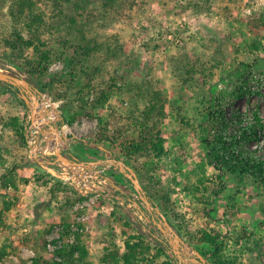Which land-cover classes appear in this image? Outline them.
<instances>
[{"label":"rangeland","instance_id":"374dc122","mask_svg":"<svg viewBox=\"0 0 264 264\" xmlns=\"http://www.w3.org/2000/svg\"><path fill=\"white\" fill-rule=\"evenodd\" d=\"M35 1L37 7L16 27L25 39H45L52 51L54 59L43 78L36 81L22 65L21 69L2 57L6 46L0 47V71L23 77L39 90L32 124L31 96L25 94L26 105L14 86L0 81V177L11 175L15 183L0 185V247L6 249L0 264H34L32 258L38 254V264L52 260L79 264L78 252L73 259L63 255L76 243L87 251L88 264H103L106 245L123 251L125 239L117 226L124 218L138 224L128 229L129 235L135 236L139 227L143 234H151L144 242L153 264L167 260L163 253L157 254L160 238L179 251L175 255L180 264H197L188 261L194 250L205 252L208 264L218 258L227 264H264V177L217 170L202 143L206 101L220 93L230 100L224 108L226 121L233 123L230 132L253 124L255 116L264 122V90L235 95L244 81L242 72L264 73V0H125L108 11L94 0L83 14L92 12L94 34L98 42L107 44L89 57L72 54L79 44L77 37L55 40L56 34L49 33L51 23L61 18L54 11L62 2ZM7 13L3 6L0 29L5 31ZM36 14L42 25L32 23ZM26 54L33 56V50ZM178 64L185 68L177 71ZM186 65L193 71L187 79L180 78L178 73L185 75L189 69ZM113 82L115 87L109 88ZM140 84L157 88L164 99V115L155 118L161 153L149 151L130 160L107 141L103 143L110 153L96 151L91 142L102 137L106 124L112 135L113 128L132 121L129 109L136 102L144 109L134 88ZM105 89L108 100L95 105ZM16 128L23 130L25 143ZM32 135L34 146L29 144ZM254 136L246 144L247 153L264 158V129L256 128ZM56 147L70 159L94 161L107 156L122 161L187 246L179 245L166 227L159 233L149 225L150 215L157 212L144 202L139 206L150 211L146 218L115 200L87 204L78 198L73 187L58 177L63 162L56 160ZM113 177L126 192L135 194L122 172L115 170ZM163 196L171 207L169 215L156 198ZM67 200L71 205L64 204ZM7 201L13 205L4 211ZM82 201L84 207L75 206ZM158 216L155 221L162 224ZM204 232L216 236L217 253L214 245L203 241ZM24 238L28 241L22 242ZM62 249L63 254L56 253Z\"/></svg>","mask_w":264,"mask_h":264},{"label":"trees","instance_id":"16d2710c","mask_svg":"<svg viewBox=\"0 0 264 264\" xmlns=\"http://www.w3.org/2000/svg\"><path fill=\"white\" fill-rule=\"evenodd\" d=\"M57 1L53 0V4H58ZM94 0H60V3L56 6V12L61 18L55 23H51L49 33L52 31L56 34L55 37L60 39V37L66 38V36H74L79 44L77 49L72 52V54L80 53L84 57H89L92 53L101 47H104L107 43L98 42L96 35L93 31V23L91 17H94L92 12L83 11L87 9L88 5ZM105 10L114 9L117 5L122 4L125 0H98ZM3 6L7 7V14L3 16L7 17L9 28L7 31L0 29V47L1 44H5L6 47L2 50V57L9 59L10 62L17 64L20 68L23 66L24 70L27 71L33 78L38 81L46 74L48 65L54 59L53 53L48 49L45 39H41L39 36L37 38H24L21 31L16 27V23L21 20L22 17L28 16L30 11L37 7L35 0H0V11ZM120 6V5H119ZM58 7V8H57ZM34 19V18H33ZM38 22L40 25L42 18L40 15L36 14L35 19L32 23ZM92 23V24H91ZM0 25L2 23L0 22ZM32 26L31 23H28ZM38 26V25H37ZM64 29V34L63 33ZM61 38V40H62ZM65 41V40H64ZM65 44V43H64ZM33 50V56L27 57L26 51L28 49ZM109 49V46H107ZM79 51V52H78ZM184 65H177V71L181 70ZM186 67H188L186 65ZM189 68V67H188ZM22 69V68H21ZM203 69V68H202ZM189 68L186 70V74L178 73L181 78L189 77ZM246 69L243 68V71ZM248 72V71H246ZM246 72H242V79ZM10 85V84H8ZM115 83L113 82L109 85L112 87ZM142 86V87H141ZM13 87V86H12ZM14 88H16L14 86ZM108 88V89H109ZM139 93V101H143L144 109L140 110L138 103H135L134 107L129 110L132 111V117L129 123L124 126H118L113 128V134L110 135V129L107 124L104 126V133L102 137H96L95 142H91L98 150V152L110 153L107 146L103 143L104 141L110 142L115 148L119 149V152L123 156L129 158L130 160H136L133 156H144L148 155L149 151H155L156 154H160L162 149L160 147L161 139L157 133L158 122L155 118H160L164 115V99L157 88L146 87L144 84H140L134 87ZM145 90H144V89ZM18 91V88H16ZM15 89V90H16ZM108 89L101 91L97 97V106H103L108 100L109 93ZM18 94V92H16ZM245 93H252L251 89L246 85L245 80L242 81V85L238 87L235 92L236 96H242ZM82 99H84L82 97ZM133 101V100H132ZM207 108L203 114V122L206 126H203V131L205 134L202 136V143L208 148L207 157L212 163L214 168L217 170H225L229 173L239 174V175H257V178L264 177V158H255L251 152L247 153V142L254 138L256 135V128L264 129V122L255 116V122L249 124L248 126H240L238 129L230 132L228 130L230 125L233 123H228L224 117V108L230 103V100H224L223 95L220 93L214 98H209L207 101ZM135 112L137 114H135ZM140 114V115H139ZM134 119V120H133ZM132 127V129H131ZM137 134H134L133 131ZM16 132L19 133L20 138L23 143H25L24 132L20 128H16ZM155 132V133H154ZM104 147V148H103ZM105 149V150H104ZM249 154V155H246ZM132 157V158H131ZM19 168H21L19 166ZM18 168V169H19ZM136 169V168H135ZM258 178V179H259ZM23 181H26L25 179ZM8 184L15 186V183L11 175H3L0 177V185L6 187ZM77 197L82 198L78 192ZM160 201V206L164 210L165 215L171 214V207L168 204V199L163 197H156ZM105 202L104 199L101 202ZM68 200L64 203L68 206ZM13 205V202H5L4 211L9 210ZM71 205V203H70ZM134 222V223H133ZM138 225L135 220L124 218L119 222L117 227L120 228V234L125 239L123 251L115 248H109L107 245L104 247V252L101 258L103 264H153V257H147L149 254L148 246L144 242L145 236H149L150 233L143 234L140 227L137 228V234L129 235L128 229H133L134 226ZM115 227L113 231H115ZM151 235V234H150ZM216 236H211L210 234L203 233V241L211 243L214 245V253L219 250L218 244L215 241ZM28 241L27 238L22 239V242ZM193 242V241H192ZM159 244V248H155L158 252L157 254L163 253L167 260L163 264H177L172 257L168 256L164 248ZM69 249L63 254L62 250H57L56 253L63 254L66 258L73 259V254L78 252L77 259L79 264H88L86 262L87 251L79 243L71 244L68 246ZM35 251L38 250L36 249ZM6 253L5 247H0V257ZM205 258L206 253L203 251L199 252ZM156 255V254H153ZM40 256L32 258L34 264L39 263ZM173 259V258H172ZM67 260V259H66ZM174 261V262H173ZM50 264H64L63 261H51ZM213 264H227L221 259L214 260Z\"/></svg>","mask_w":264,"mask_h":264},{"label":"built area","instance_id":"2783aa9c","mask_svg":"<svg viewBox=\"0 0 264 264\" xmlns=\"http://www.w3.org/2000/svg\"><path fill=\"white\" fill-rule=\"evenodd\" d=\"M244 80L252 92L260 93L264 90V73L250 70L245 74ZM34 143L35 140L32 135L29 144L34 146ZM110 165L112 164L108 162L102 165H91L87 167L82 165L68 167L63 164V170H60L58 177L83 196L84 202L87 204L98 199L109 201L112 196L118 199L120 195H114V192L106 187L110 181L105 176V173ZM84 202H77L75 206L84 207ZM128 206L133 207L129 203Z\"/></svg>","mask_w":264,"mask_h":264},{"label":"water","instance_id":"95a60500","mask_svg":"<svg viewBox=\"0 0 264 264\" xmlns=\"http://www.w3.org/2000/svg\"><path fill=\"white\" fill-rule=\"evenodd\" d=\"M0 81L5 82L7 84H10V85L18 88V93L23 98L26 105L28 104L29 100L25 96V94H29L31 96V98L33 100L32 101L33 106H32L31 123L34 124V122H35L34 115L36 113V106L38 104V100L36 98V95H37L36 93H38L39 90L37 88H33L32 85L30 84V82L28 80H26L25 78L20 77V76H16V75H13L10 73H6V72L0 71ZM55 156H56V160L63 162V164L68 166V167H72L75 165H82V166L87 167V166H91V165H102V164H105L107 162L112 164V165L117 166L118 170L121 171L133 183L135 189L140 192L141 199L146 204L147 208H149V209L154 208L155 211L157 212V214L159 215V217L161 218L162 223L169 230V232L174 236V238L179 242V245L184 244L183 240L178 236L177 233L174 232L172 227L168 224L166 217L159 212L157 207H153L151 202L147 199V196L144 195L145 193L139 184V181L137 179L135 172L131 168L126 166L122 161L115 160L112 158L98 159V160H94V161H82V160H77V158L70 159V158L66 157L65 155H63L59 151L58 147L55 148ZM110 182H112V181H110ZM159 227H160V225H159ZM184 245L187 246L186 244H184ZM174 247H176V245H174ZM174 252L177 253L179 251L175 248ZM194 253H195V256L190 257L188 259V261L196 262L197 264H208L206 258H204L202 255H200V253L198 251L194 250Z\"/></svg>","mask_w":264,"mask_h":264},{"label":"flooded vegetation","instance_id":"af4514ba","mask_svg":"<svg viewBox=\"0 0 264 264\" xmlns=\"http://www.w3.org/2000/svg\"><path fill=\"white\" fill-rule=\"evenodd\" d=\"M105 158H111V157H107V156H105ZM105 158H103V159H105ZM96 160H98V159H96ZM115 170H117V171H119L118 170V167L117 166H115V165H110L109 166V168H108V170L106 171V173H105V176L108 178V180L109 181H112V182H109L108 184H107V188L109 189V190H111V191H113L114 192V195L115 194H117V195H120L119 196V198L118 199H116L115 198V196H112L111 197V199L110 200H115V201H118V202H120L121 204H123L124 206H125V208H127V209H129V208H135L136 210H137V213L140 215H143V216H145V218H146V216H147V214H148V212H150V211H147L146 209H145V207L143 206L142 208H144L143 209V211H141L140 210V206L139 205H143V200L141 199V194H140V192L139 191H137L136 189H135V187H134V193L135 194H133V196H132V194H129L128 192H126L124 189H123V187H121L113 178V176H114V172H115ZM119 172H121V171H119ZM131 182V181H130ZM132 183V182H131ZM133 184V183H132ZM113 185L115 186V188L113 187ZM128 203L129 204H131L133 207H130V206H128ZM139 207V208H138ZM155 212V211H154ZM153 212V213H154ZM149 215V214H148ZM151 216V219H150V221H149V225L151 226V227H153V228H155L156 229V231L157 232H159V233H162L161 231H163V229H165V225L162 223V224H157V222L155 221V217H157L158 215L156 214V213H154V214H152V215H150ZM159 217V216H158ZM160 220L158 221V222H162L161 221V218H159ZM159 225H160V227H159ZM158 241H159V243H160V245L164 248V250L167 252V253H170V255H171V257L174 259V260H176V262L178 263V264H180L179 262H178V257H176V253L174 252V250H172V248L170 247V244H169V242H168V240H165V239H162V238H160V239H158ZM209 263V262H208ZM210 264H213V263H210Z\"/></svg>","mask_w":264,"mask_h":264},{"label":"crops","instance_id":"0c3cea01","mask_svg":"<svg viewBox=\"0 0 264 264\" xmlns=\"http://www.w3.org/2000/svg\"><path fill=\"white\" fill-rule=\"evenodd\" d=\"M114 188H115V186H114ZM116 189V188H115Z\"/></svg>","mask_w":264,"mask_h":264},{"label":"bare ground","instance_id":"6f19581e","mask_svg":"<svg viewBox=\"0 0 264 264\" xmlns=\"http://www.w3.org/2000/svg\"><path fill=\"white\" fill-rule=\"evenodd\" d=\"M48 104V103H47ZM50 106V105H49Z\"/></svg>","mask_w":264,"mask_h":264}]
</instances>
